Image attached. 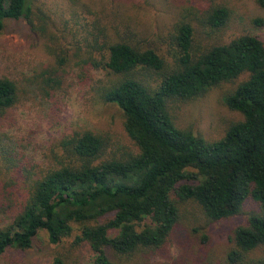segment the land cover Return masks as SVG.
<instances>
[{"label":"trees","instance_id":"trees-1","mask_svg":"<svg viewBox=\"0 0 264 264\" xmlns=\"http://www.w3.org/2000/svg\"><path fill=\"white\" fill-rule=\"evenodd\" d=\"M37 1L0 0V35L6 20H25L35 31ZM189 16L174 24L161 53L132 31L112 39L102 29V41L87 40L99 57L89 53L81 64L103 72L94 95L123 113L136 153L113 151L104 135L81 130L54 140L43 153L47 163L37 164L0 128V215L11 220L0 227V255L29 249L41 230L51 244L76 232L72 244L88 246L90 264H133L138 258L146 264V253L162 249L177 230L180 202L196 203L207 220L218 222L250 200L258 211L233 231L225 261L264 263V43L243 34L197 46ZM199 20L215 34L226 27L229 11L203 8ZM243 74L247 78L222 97L242 119L222 138L207 141L175 125L173 103ZM28 82L50 100L60 83L48 70ZM21 93L16 80L0 77V122ZM63 263L55 258L52 264Z\"/></svg>","mask_w":264,"mask_h":264},{"label":"rangeland","instance_id":"rangeland-1","mask_svg":"<svg viewBox=\"0 0 264 264\" xmlns=\"http://www.w3.org/2000/svg\"><path fill=\"white\" fill-rule=\"evenodd\" d=\"M211 6L229 11L226 27L215 34L199 20L202 9ZM35 8V16L42 20L33 17L35 31L25 20H6L0 35V77L16 80L22 89L19 102L0 122V128L13 147L37 164L47 163L43 153L54 140L72 131L104 135L110 148L119 153L137 151L125 133L123 113L94 95L103 72L81 64L89 53L99 57L97 50L87 47V40L98 36L102 41L103 30L112 39L135 32L146 41V47H159L163 52L168 46L164 39L174 24L191 12L194 16L187 20L193 24L197 46L227 43L243 34L258 36L264 43V5L259 0H38ZM256 19L262 20V26L254 24ZM45 70L54 71L60 82L51 100L28 82ZM246 78L243 74L193 100L173 103L170 110L175 125L207 141L219 140L229 125L242 119L224 106L222 97ZM178 207L177 230L162 249L146 253V264H226L233 231L258 211L256 203L248 200L237 215L210 222L192 201L180 202ZM10 222L0 215V227ZM75 234L51 244L41 230L29 249L7 250L0 255V264H52L55 258L63 264H90L94 255L87 245L72 244Z\"/></svg>","mask_w":264,"mask_h":264}]
</instances>
